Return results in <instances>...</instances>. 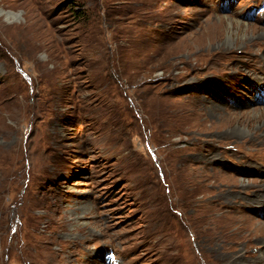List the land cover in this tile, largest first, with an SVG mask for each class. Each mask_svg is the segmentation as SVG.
<instances>
[{"label": "rangeland", "instance_id": "374dc122", "mask_svg": "<svg viewBox=\"0 0 264 264\" xmlns=\"http://www.w3.org/2000/svg\"><path fill=\"white\" fill-rule=\"evenodd\" d=\"M263 195L264 0H0V264H250Z\"/></svg>", "mask_w": 264, "mask_h": 264}, {"label": "bare ground", "instance_id": "6f19581e", "mask_svg": "<svg viewBox=\"0 0 264 264\" xmlns=\"http://www.w3.org/2000/svg\"><path fill=\"white\" fill-rule=\"evenodd\" d=\"M11 13V12H10ZM223 18V17H222ZM233 19V18H232ZM235 20V19H234ZM238 20V19H237ZM236 21V20H235ZM234 21V22H235ZM233 21H230L231 23V26L233 25L234 23ZM241 22V21H240ZM244 24V23H243ZM230 26V30H232ZM246 26H249V23L246 24ZM245 27V26H244ZM258 73V72H257ZM256 73V74H257ZM263 73V71H262ZM256 74L254 75L256 77ZM251 76V74H249ZM254 76H252L254 78ZM258 76V75H257ZM260 76L262 77L263 75L260 74ZM259 77V76H258ZM258 81H259V78H258ZM260 196V195H259ZM263 199H264V195H263ZM261 201V200H260ZM256 202V201H255ZM264 202V200H263ZM250 264H264V249L262 250L261 252V255L258 256V257H255L254 260H250L249 261ZM235 264H243V260H242V256L239 254L237 257H236V263Z\"/></svg>", "mask_w": 264, "mask_h": 264}]
</instances>
